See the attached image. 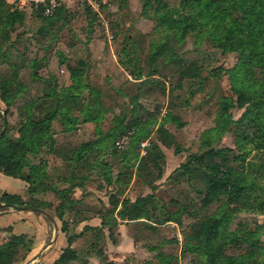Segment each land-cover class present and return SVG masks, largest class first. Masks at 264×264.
I'll use <instances>...</instances> for the list:
<instances>
[{"label":"rangeland","instance_id":"374dc122","mask_svg":"<svg viewBox=\"0 0 264 264\" xmlns=\"http://www.w3.org/2000/svg\"><path fill=\"white\" fill-rule=\"evenodd\" d=\"M1 1L23 14L7 35L0 30V80H11L7 102L1 101L7 124L0 123V129L24 143L25 170L41 166L45 178L39 187L66 190L60 200L52 195L41 207L56 227L41 213L29 212L46 219L48 235L41 241L36 233V245L10 264L53 258L61 244L50 243L62 232L61 219L68 234L80 231L71 243L78 256L69 264H200L199 253L182 249L184 235L195 228L196 216L219 207L224 196L202 205L206 189L199 170L206 158L198 139L219 122L210 145H228L245 160L264 162L263 153L244 141L254 127L241 117L252 95L248 85L264 81L260 69L238 72L235 85L239 80L245 85L240 87L245 100L239 102L229 71L244 58L223 45L211 23L198 20L185 31L156 25L158 13L181 8V0H96L94 7L57 0L60 7L51 13L42 5L19 8L12 0ZM72 67H81L77 84L70 79ZM48 116L40 135H27L31 127L24 118ZM90 141L95 144L74 158L80 144ZM191 154L198 158L187 163ZM64 199L74 201L58 216L55 206ZM122 204L123 220L116 215ZM239 205L229 202L235 210L227 229L252 235L223 251L254 250L264 263V213ZM101 215L116 218L111 236L107 224L96 231L82 229L85 218L79 217H97L99 226Z\"/></svg>","mask_w":264,"mask_h":264},{"label":"trees","instance_id":"16d2710c","mask_svg":"<svg viewBox=\"0 0 264 264\" xmlns=\"http://www.w3.org/2000/svg\"><path fill=\"white\" fill-rule=\"evenodd\" d=\"M59 7L60 5L56 6L53 12ZM162 7L165 5L162 4ZM180 7L177 9L165 7L166 9L157 15L156 25H163L170 30L185 31L194 27V23L198 20H201L200 25L211 23L213 30L224 40L223 45L237 51L239 57L244 58L234 70L229 71V81L230 88L236 94L237 100L239 102L245 100L240 89V87H245L244 84L241 85L243 81H238V87L235 85L239 78L238 72L246 68L251 73L248 68L253 66L260 69V75L264 77V0H181ZM6 8L9 6L0 0V10L3 13L0 17V30L4 35L8 34L15 22L20 21L23 14L22 9ZM160 9L161 7L157 11ZM38 15L43 16L40 11H38ZM78 63L82 64V61H78ZM8 65L14 64L9 62ZM80 76L81 67L70 68L72 84L79 83ZM10 82L11 80L7 77L0 80V100L4 103L7 102L5 93ZM248 86L252 90V95L246 99L248 103L245 105L241 117L246 118L253 125L254 131L249 137L243 136V139L250 142L251 148L256 153L264 155V81L256 79ZM51 92L48 91L47 94H51ZM3 110L4 117L1 118V124L6 125L5 113L7 109ZM49 118L50 116L42 121L24 118L25 124L31 127L27 135L30 137L40 135L48 124ZM220 127H222L221 124L216 122L214 126L208 127L200 133L198 146L204 147L202 151L206 160L200 166L199 176L206 189L201 200L202 205L205 206L210 200L219 199L221 196L224 198L220 201L219 207L194 218L195 228L185 233L182 249L199 253L202 258L200 264H264L263 259L256 256L254 250H251L249 254L238 253L236 255L226 254L223 251L226 244L232 243L238 238L247 240L252 235L251 232L238 235L236 231L227 229L228 219L235 210V208L229 207V202H240L243 205H239L238 208H249L264 213V162L256 164L252 159L245 160L244 155L228 145L221 147L210 145L213 136H215L213 133L217 132ZM94 144L92 141L81 143L74 151L76 156L74 158L79 159L80 153ZM25 148L23 142L11 139L7 136L5 129L3 131L0 129V172L18 177L27 183L25 198L17 193L0 191V209L12 204L45 207L49 201L48 197L57 194L60 200L66 191L61 192L53 187L50 189L39 187L45 177L41 173V166L30 164L28 170L24 169L25 163L22 161L24 158L22 154L25 152ZM257 157H261V155ZM197 158L198 154H191L187 163ZM66 178L68 179V174ZM72 201L74 200L60 201L55 206V210L58 211L57 215H60L62 209H69V204ZM126 202L127 200L123 201V203ZM110 203L112 204L111 201ZM114 204L113 202L112 207ZM116 215L121 220L126 218L123 204L122 208L116 211ZM165 220H169V218ZM60 221L61 224L66 225L64 219ZM115 223V217L112 216L108 220L101 215L99 226L85 224L82 229L96 231L100 226L107 224V235L111 236ZM64 226L61 227V230L65 235V245L60 248L51 261H39L37 264H69L70 261L77 258L78 252L71 246V243L72 237H77L80 231L68 234L64 230ZM30 245L31 238L25 233L8 235L0 242V264H10L18 256H25L30 250ZM99 252L100 250L96 249V254Z\"/></svg>","mask_w":264,"mask_h":264},{"label":"crops","instance_id":"0c3cea01","mask_svg":"<svg viewBox=\"0 0 264 264\" xmlns=\"http://www.w3.org/2000/svg\"><path fill=\"white\" fill-rule=\"evenodd\" d=\"M2 108H3V104L0 100V123L2 118ZM6 176L12 178L10 179ZM8 186L16 187V190L9 191L7 190ZM0 191L17 193L22 198H25L27 196V183L18 177H13L0 172ZM30 211L31 210L17 209L11 206L2 208V210L0 211V242L6 239V237L10 234L25 233L31 238V245H30V250H31L36 245V242L34 244L36 233L40 231V234L42 236L41 241L47 237L48 232L46 229V224H47L46 219H44L42 215L33 216L29 213ZM96 219L97 217L94 216H92L91 218L86 217L81 222L88 225H95L97 223ZM63 241H65L66 243L64 233L57 231L55 239H52L50 244L52 245L59 242L61 244V247H63L65 245V244L63 245ZM53 258L49 260H41V261L49 262Z\"/></svg>","mask_w":264,"mask_h":264},{"label":"built area","instance_id":"2783aa9c","mask_svg":"<svg viewBox=\"0 0 264 264\" xmlns=\"http://www.w3.org/2000/svg\"><path fill=\"white\" fill-rule=\"evenodd\" d=\"M57 0H12L11 2L18 4V7L20 8L22 4L24 3H30L33 6L42 5L41 7L43 12L45 13H51L52 10L55 9L57 6ZM86 4H89L91 7H94L96 0H80Z\"/></svg>","mask_w":264,"mask_h":264},{"label":"water","instance_id":"95a60500","mask_svg":"<svg viewBox=\"0 0 264 264\" xmlns=\"http://www.w3.org/2000/svg\"><path fill=\"white\" fill-rule=\"evenodd\" d=\"M2 112H3V108H2ZM2 118H3V114H2ZM10 206L11 207H15L17 209L33 210V211L39 212L42 215H44L53 224L54 227H56V223H55L54 217L48 211H46L45 209H43L41 207L32 206V205H26V204H24V205H14V204H12ZM47 244L48 243H46V245ZM27 262L25 264H27Z\"/></svg>","mask_w":264,"mask_h":264}]
</instances>
